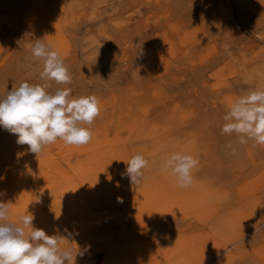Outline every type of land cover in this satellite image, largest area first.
<instances>
[{"label":"rangeland","instance_id":"374dc122","mask_svg":"<svg viewBox=\"0 0 264 264\" xmlns=\"http://www.w3.org/2000/svg\"><path fill=\"white\" fill-rule=\"evenodd\" d=\"M37 39L72 77L47 90L95 95L100 114L90 143L38 156L0 128L11 220L67 229L76 264H264V146L221 132L264 90V0H0V96L45 83ZM175 152L199 161L187 188L164 167ZM137 153L149 164L133 185L121 174Z\"/></svg>","mask_w":264,"mask_h":264},{"label":"clouds","instance_id":"9594fccd","mask_svg":"<svg viewBox=\"0 0 264 264\" xmlns=\"http://www.w3.org/2000/svg\"><path fill=\"white\" fill-rule=\"evenodd\" d=\"M52 48L37 39L31 50L35 58L43 61L40 78L44 84L23 81L0 96V128L15 135L18 145H28V151L37 156L58 139L71 146L90 143L93 133L85 125L90 126L100 114V101L95 95L74 97L70 88L47 90L48 81L69 85L72 80L60 54ZM223 120L221 132L235 134L240 145L251 141L254 146H264V90L239 96ZM228 147L235 155L236 149L231 144ZM124 162L126 170L121 175L127 176L133 185L140 183L149 162L139 153ZM198 163L190 154L175 152L164 167L179 187L187 188L193 182L192 170ZM10 204L0 201V264H76L77 255L83 257V251L60 247L62 241L72 238L67 229L64 235H48L33 226L32 214L19 216V222L11 220Z\"/></svg>","mask_w":264,"mask_h":264}]
</instances>
